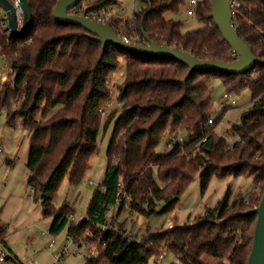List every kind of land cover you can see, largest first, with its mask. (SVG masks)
Masks as SVG:
<instances>
[{"label":"trees","instance_id":"1","mask_svg":"<svg viewBox=\"0 0 264 264\" xmlns=\"http://www.w3.org/2000/svg\"><path fill=\"white\" fill-rule=\"evenodd\" d=\"M26 1L33 19L27 33L14 37L0 24V60L13 76L11 83L4 82L0 100L5 104L21 90L15 114L24 119L29 134L27 186L42 216L52 217L48 232L57 235L70 220L68 205L58 211L53 207L59 184L64 178L72 184L83 178L97 151L98 130L112 122L102 180L90 197L85 218L78 224L70 220L66 230L67 239L76 246L83 244L87 250L95 246L97 256L84 264H147L164 250L177 257L173 264H247L256 221L250 211L264 194V3L238 0L233 8V26L257 63L245 74L226 76L207 71L189 74L187 67L167 57L133 56L102 46L81 28L54 20L57 0ZM210 1L194 6V16L203 27L192 32H182L180 22L165 18L166 13L177 12L184 0L144 1L130 19L112 16L107 25L138 46L146 47L149 39L199 60L233 63L237 57L213 23ZM116 3L94 0L87 11ZM119 59L134 68H126L117 94L119 109L102 120L109 95L107 77ZM152 68H159L158 72L148 76ZM216 80L221 87L232 83L237 95L250 92L249 109L231 129L237 137L233 143L212 131L217 119L208 123L210 83ZM178 131H184L187 139L158 153L160 140ZM196 174L202 192L212 177L247 178L254 188L249 196L229 201L227 187L222 199L192 223L171 225L141 242L125 235L121 226L104 228L108 211L123 195L128 197L129 212L150 216L171 211ZM0 244L7 248L1 226Z\"/></svg>","mask_w":264,"mask_h":264},{"label":"rangeland","instance_id":"2","mask_svg":"<svg viewBox=\"0 0 264 264\" xmlns=\"http://www.w3.org/2000/svg\"><path fill=\"white\" fill-rule=\"evenodd\" d=\"M93 1L82 0L75 11L83 13L88 10L89 4ZM144 1L148 0H118V3L111 5V7L108 6L107 9H112V12L119 15L124 21L130 19L134 11L144 6ZM188 9H194V7L189 5V0H184L177 12L166 13L165 18L180 22L182 32H192L202 28L203 24L194 15H186ZM0 17H2V12H0ZM142 65L148 66L147 63ZM127 67L134 68L128 66L126 61L119 59L116 68L107 77L106 85L109 95L104 108L105 112L100 114L102 120H105L108 113L120 107L117 94L125 80ZM154 67L163 66L156 64ZM152 69L154 70L148 71V76L158 72L156 69L159 68ZM12 78L11 71L0 60V93L4 82L9 81L11 83ZM220 84L218 80L210 83V86L213 85L211 116L212 120H218L216 124H213L215 127L212 131L225 138L228 143H233L237 137L231 135V129L239 123L241 114L249 109L250 92L244 90L237 95L239 91L235 89L232 83L224 85L225 87H221ZM20 93L21 90L19 94L10 98L5 104L0 100V226L5 228L7 247L11 249V254L17 256L20 262L35 261L36 264H52L53 253L59 251L65 244L66 230L70 220L60 233L51 235L48 230L52 217H43L40 204L31 198L32 191L27 186L28 171L25 166L29 134L24 119L15 114L21 101ZM224 93L231 95V98L235 100V105L227 106L228 100L222 98ZM111 133L112 122L108 124L106 129L100 127L97 135V151L90 161V169L77 184H72L67 178H64L55 192L52 201L55 211L64 205H68L70 208L69 215L73 217L74 224H78L85 218L90 197L102 180L106 166V149ZM173 134L174 136L168 134L160 140L156 149L158 153H163L170 149L173 144L187 139V134L184 131ZM227 187H229V201L235 197L249 196L254 188L251 180L247 178L226 177L218 179L212 177L202 192L199 175L196 174L171 211L150 216L129 212L128 208L122 209L118 214L111 211L107 218L106 229H119L121 226L125 235L141 242L149 234L167 230L171 225L180 226L192 223L194 218L200 216L205 208L214 206L217 201L222 199ZM161 206V204L158 205L157 210H160ZM49 244H53L52 249H50ZM88 250L83 244L81 246L71 244L69 254L65 255L59 264H84L86 259L95 253L92 257L97 256L94 245L89 246ZM73 251H77L78 254H74ZM8 252L9 250L0 244V255H6ZM177 261V257L172 252L164 250L160 258L152 256L148 259L147 264H173ZM0 264L4 263L0 261ZM11 264L16 263L11 262Z\"/></svg>","mask_w":264,"mask_h":264},{"label":"water","instance_id":"3","mask_svg":"<svg viewBox=\"0 0 264 264\" xmlns=\"http://www.w3.org/2000/svg\"><path fill=\"white\" fill-rule=\"evenodd\" d=\"M22 12L21 25L18 27L15 9L8 0H0V11L6 16L9 34L19 37L27 33L32 25V13L26 0H18ZM82 0H57L52 11L56 22L65 26H76L95 37L102 46L108 44L119 51L133 56L147 55L153 57H167L170 61L177 62L188 68L189 74L198 71H207L220 75H242L247 73L256 63L257 58L249 47L239 38L236 28L232 23L230 0H211L210 16L214 25L220 32L223 41L236 55L233 63H224L218 60H199L190 53L166 44L158 45L147 39L146 47L138 46L125 41L117 35L107 24L86 17V12L74 14L72 10ZM264 3V0H261ZM250 213L256 215L253 230L251 251L247 264H264V194L257 207Z\"/></svg>","mask_w":264,"mask_h":264},{"label":"built area","instance_id":"4","mask_svg":"<svg viewBox=\"0 0 264 264\" xmlns=\"http://www.w3.org/2000/svg\"><path fill=\"white\" fill-rule=\"evenodd\" d=\"M8 1L13 5V7L15 9L17 25L19 27L21 25V21H22V12H21L20 7H19V1L18 0H8ZM88 1H91V0H88ZM197 2H198L197 0H189V5L194 7L197 4ZM230 6H231L232 17H233V11L232 10H233V8H236L238 6V0H230ZM75 9L76 8H74L72 10V13L79 14V15L82 14V13H77L75 11ZM85 12H86V17H88L89 19H94V20L99 21V22L104 23V24H107L112 16L115 17L116 19H121V17L119 15H116V14H114L112 12V9L100 8V9L91 10V11L85 10ZM186 15L187 16H193L194 15L193 9H188L186 11ZM0 24H1V26L3 28L7 27L6 16H5V14L3 12H2V17H0ZM8 33H9V31H8ZM123 39L125 41H127L126 38L123 37ZM222 98L228 100L227 106L235 105V100L231 98L230 94L224 93L222 95ZM208 123L212 124L213 123L212 119H209ZM168 150L169 149L165 150L164 153H166ZM128 201H129L128 197L125 196V195H123L121 198L117 199L115 206L112 207L108 211L107 216L109 215V213L111 211H114V213L117 212V209H118L119 206H121V203H123V205H122L123 209L124 208L127 209L128 208ZM69 219L73 220V217L70 216ZM169 227H171V226H169ZM104 228H106V226ZM71 244L76 245L71 239H66L65 244L62 246V248L59 251H57L56 253H53V262H52V264H59L60 260L65 255L69 254V247L71 246ZM49 247H50V249H52L53 248V244H49ZM73 253L74 254H78L77 251H73ZM93 254H94V252H93ZM94 255H92V256H94ZM0 261L2 263H4V264H11V262L16 263V264H36L35 261H22V262H20L10 252H8V254H6V255L5 254H1L0 255Z\"/></svg>","mask_w":264,"mask_h":264},{"label":"crops","instance_id":"5","mask_svg":"<svg viewBox=\"0 0 264 264\" xmlns=\"http://www.w3.org/2000/svg\"><path fill=\"white\" fill-rule=\"evenodd\" d=\"M7 248H8V247H7ZM8 250H9L10 253H12L11 249L8 248ZM14 256H15V255H14ZM15 257L17 258V256H15Z\"/></svg>","mask_w":264,"mask_h":264}]
</instances>
